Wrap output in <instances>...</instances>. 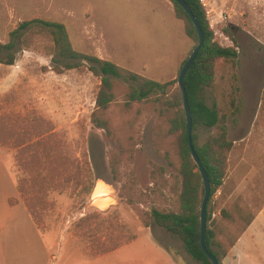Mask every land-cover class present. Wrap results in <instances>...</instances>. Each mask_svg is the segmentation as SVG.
Wrapping results in <instances>:
<instances>
[{"label": "rangeland", "instance_id": "rangeland-1", "mask_svg": "<svg viewBox=\"0 0 264 264\" xmlns=\"http://www.w3.org/2000/svg\"><path fill=\"white\" fill-rule=\"evenodd\" d=\"M206 6L214 41L221 47L236 46L238 54L233 71L230 63H216L213 86L201 95L208 107L226 112L227 137L234 144L224 185L208 203L216 213L213 220L223 224L221 208L230 212L237 206L240 210L233 213L242 211L249 218L264 205V0H206ZM33 19L63 24L76 51L111 59L160 83L176 80L179 71L170 67L174 59L169 56L168 29L176 33L174 42L186 45L185 58L195 46L168 0H0V43ZM53 57L59 65L65 63L47 39L38 38L28 49H16L13 65L0 63V119L12 125L36 116L50 121L64 151L55 164L62 175H56L54 183L30 188L29 177L36 171H28L31 176L18 171L17 151L0 145V264H130L133 253L147 247L144 237L150 234L139 216L154 207L173 212L177 206L180 179L164 158L172 143L159 144L158 139L161 102L125 108L121 87L117 89L119 97L108 115L118 140L110 139L90 123L99 79L85 68L58 75L52 71ZM3 60L5 53H0ZM209 134L200 129L199 143ZM108 151L121 156L116 181ZM173 160L178 166L177 158ZM23 179L29 195L18 191ZM98 187L105 191L95 196ZM95 197L107 202L104 209L98 208ZM28 200L36 209L35 218L27 209ZM227 226L228 240L234 239L241 225ZM150 229L172 236L155 225ZM133 236L140 237L135 244L97 255ZM172 237L175 241L167 244L182 249L181 241ZM221 240L226 247L227 241Z\"/></svg>", "mask_w": 264, "mask_h": 264}, {"label": "trees", "instance_id": "trees-1", "mask_svg": "<svg viewBox=\"0 0 264 264\" xmlns=\"http://www.w3.org/2000/svg\"><path fill=\"white\" fill-rule=\"evenodd\" d=\"M168 1L173 6L175 18L183 24L186 37L196 45L198 38L191 20L176 2L173 0ZM184 1L190 7L203 33L202 47L192 67L184 77L183 86L192 119V145L207 173L211 186L210 204L213 195L224 185L229 155L234 144L227 137L226 112H219L215 107H208L201 95L205 89L213 86L216 63L218 61L230 63L233 71L236 68L238 54L235 49L236 46L221 47L214 41V34L210 29L205 9L199 0ZM224 32L234 41V35L229 29H225ZM38 38L47 39L53 47L54 54L65 61L61 66L54 57L52 58L54 63L52 71L54 73L60 75L67 71L85 68L95 78L99 79L100 84L95 97V108L90 115V123L93 129L102 131L106 137L118 140L108 110L119 97L117 89L120 87L125 108H129L133 104L147 105L148 103L157 104L161 102L158 111L160 120L157 129L158 139L159 144L161 141L166 140H170L172 143L173 149L166 150L164 158L170 167L176 169L180 179V189L176 199L177 206L173 212L160 207L151 208L148 214L140 215L139 219L144 228L155 225L177 237L181 241L184 251L192 260L199 264H212L200 246V206L204 189L201 175L191 157L188 146L183 94L177 84L179 72L187 58L181 64L176 80L164 83L156 82L110 61L76 51L63 24L33 19L22 22L15 30L10 32L7 43H0V53H5V60L0 63L8 66L13 65L16 49H28ZM231 79L232 81L237 80L234 72ZM233 105L234 101L232 99L230 106L233 107ZM9 123L11 122L0 119V145L10 146L17 151L15 163L18 171L29 173L28 176L33 173L28 171H36L34 172L36 175L29 177L32 180L30 188L35 187L34 183H54L57 178L56 175H62L55 164L59 165L58 160L61 159L64 151L63 141L55 131L52 123L38 116L28 119L23 125ZM200 129L210 130V134L203 143H199ZM174 157L177 158L178 166H175ZM107 159L110 173L116 181L121 156L108 151ZM44 163H47L46 169L42 167ZM70 163L72 165L78 164L77 161H71ZM37 165L39 168L35 169ZM77 178H79V175H77ZM26 183L27 180L25 179L18 181V191L21 195L25 193L29 195V190H25ZM27 209L30 215L35 218L36 209L33 205L31 206L29 200L27 201ZM232 210L238 211L240 208L233 206L230 212L227 208L220 209L223 224H219L215 220H211L212 210L210 206L207 207L205 246L208 252L217 258L218 264H222L221 259L226 256L238 237L255 218V216L246 218L242 211L235 214ZM237 223L241 225L238 235L234 239L228 240L230 233H228L227 225ZM221 237L227 241L226 247H224L225 243H223ZM135 238L136 236H133L126 241H120L111 248L99 251L97 255L110 253ZM213 247L218 249V253L213 251Z\"/></svg>", "mask_w": 264, "mask_h": 264}, {"label": "crops", "instance_id": "crops-1", "mask_svg": "<svg viewBox=\"0 0 264 264\" xmlns=\"http://www.w3.org/2000/svg\"><path fill=\"white\" fill-rule=\"evenodd\" d=\"M168 34H171L169 56L170 58L174 59L170 67L171 69L176 70L178 68L179 70L181 64L186 59V45L181 46L178 45L176 41L174 42L173 39L175 38L176 33L173 29H168ZM108 57L111 58V56L109 55ZM106 61H110L113 63V60L108 58ZM145 230L150 233L144 237L145 243L148 248L146 247L145 249L136 251L137 253H133L130 259V264H198V262L192 260L186 254L183 249L182 243V249L179 248L180 246L176 244L178 250L172 249V247L167 244V242L173 243V241H175L172 236L169 235V237H166L162 232H157L150 228H145ZM139 239L140 237L136 236L135 239L126 242L117 249H121L123 247L125 248L129 245L135 244ZM221 263L264 264V205L257 212L250 225L238 237L234 245L229 249L226 256L221 259Z\"/></svg>", "mask_w": 264, "mask_h": 264}, {"label": "water", "instance_id": "water-1", "mask_svg": "<svg viewBox=\"0 0 264 264\" xmlns=\"http://www.w3.org/2000/svg\"><path fill=\"white\" fill-rule=\"evenodd\" d=\"M173 1L176 2L185 11L187 16L191 20L192 25L195 28V31L197 33V38H198L197 44L193 48L191 54L188 56L187 60L185 61L184 65L182 66L179 72L177 84L180 87L182 94H183V108H184L185 116H186V130H187V137H188V146L190 149L191 157L197 166L199 174L201 175V180H202L203 189H204L203 199H202V203L200 206V246L204 254L212 262V264H218L217 258H215L212 254H210L205 246V235H206V229H207V206H208L210 195H211V186H210L207 173L204 167L202 166L200 160L198 159L194 151L193 145H192V140H191L192 119L190 116L189 106H188V102L186 99V93H185V89L183 86L184 77L187 74V72L190 70V68L192 67L198 55V52L202 47L203 33L200 28V25L198 24L196 18L194 17L190 7L186 4V2L184 0H173Z\"/></svg>", "mask_w": 264, "mask_h": 264}, {"label": "bare ground", "instance_id": "bare-ground-1", "mask_svg": "<svg viewBox=\"0 0 264 264\" xmlns=\"http://www.w3.org/2000/svg\"><path fill=\"white\" fill-rule=\"evenodd\" d=\"M105 190L102 188V187H98L97 188V190H96V192H95V196H97L98 194H103V192H104ZM96 198V197H95ZM93 199V201L96 203V202H99V205H98V208H100V209H104L105 207H106V205H107V202L106 201H103V200H101V199H98V198H96V199ZM108 199V198H107ZM108 200H110V199H108Z\"/></svg>", "mask_w": 264, "mask_h": 264}, {"label": "built area", "instance_id": "built-area-1", "mask_svg": "<svg viewBox=\"0 0 264 264\" xmlns=\"http://www.w3.org/2000/svg\"><path fill=\"white\" fill-rule=\"evenodd\" d=\"M200 4L203 6V8L205 9V13H206V17L208 18V15L211 11L206 10V0H199ZM227 40V38H225ZM216 218V213H211V220Z\"/></svg>", "mask_w": 264, "mask_h": 264}]
</instances>
